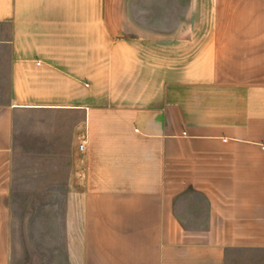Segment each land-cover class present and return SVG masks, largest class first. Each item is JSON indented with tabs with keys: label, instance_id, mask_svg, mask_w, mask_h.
Instances as JSON below:
<instances>
[{
	"label": "crops",
	"instance_id": "0c3cea01",
	"mask_svg": "<svg viewBox=\"0 0 264 264\" xmlns=\"http://www.w3.org/2000/svg\"><path fill=\"white\" fill-rule=\"evenodd\" d=\"M0 264H264V0H0Z\"/></svg>",
	"mask_w": 264,
	"mask_h": 264
},
{
	"label": "rangeland",
	"instance_id": "374dc122",
	"mask_svg": "<svg viewBox=\"0 0 264 264\" xmlns=\"http://www.w3.org/2000/svg\"><path fill=\"white\" fill-rule=\"evenodd\" d=\"M15 201L14 203L18 204L20 207L24 206V211H27L28 208V203L31 201V205L33 204H38L36 202L35 196H22V195H15L14 196ZM60 197L59 196H51L50 198L47 199V201L51 204H57L59 203ZM35 201V203L33 202ZM40 202H43V196H40Z\"/></svg>",
	"mask_w": 264,
	"mask_h": 264
},
{
	"label": "built area",
	"instance_id": "2783aa9c",
	"mask_svg": "<svg viewBox=\"0 0 264 264\" xmlns=\"http://www.w3.org/2000/svg\"><path fill=\"white\" fill-rule=\"evenodd\" d=\"M80 149H81V146H80Z\"/></svg>",
	"mask_w": 264,
	"mask_h": 264
}]
</instances>
